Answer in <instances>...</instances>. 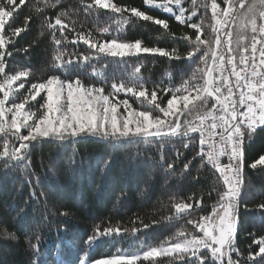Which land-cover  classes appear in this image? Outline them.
Returning a JSON list of instances; mask_svg holds the SVG:
<instances>
[{
	"label": "trees",
	"instance_id": "1",
	"mask_svg": "<svg viewBox=\"0 0 264 264\" xmlns=\"http://www.w3.org/2000/svg\"><path fill=\"white\" fill-rule=\"evenodd\" d=\"M89 2L91 0H84V3L81 0H25L15 18L5 25L4 35L11 38V43L3 49L6 72L30 71L25 89H20V93H25L30 83L46 79L52 73L51 60L56 46L47 23H55L61 12L67 13L63 19L69 25L64 32L68 41L61 47L69 55L91 52L82 42L70 43L77 32L91 33L100 40L116 35L114 31L101 35L97 29L111 23L113 16L118 18L120 14L95 7L87 9ZM113 2L129 9L123 13L129 17V23L120 33L121 40H139L142 46L158 47L168 52L175 49L181 58L141 53L121 60L101 54L99 61L92 60L90 64L81 61L78 64V68L87 73L85 83H101L91 76V65L103 70L108 81L106 92L110 91L111 82L127 80L134 68L140 66L138 75L143 77L149 91L157 85L162 89L179 87L195 67L187 59L192 46L184 39L185 36L194 39L195 30L188 24H180L173 14L164 12L162 8L145 5L144 0ZM218 2L225 6L223 0ZM204 3H208L209 8L198 7L197 16L189 23H199L203 17L202 38H214L210 27L213 24L210 2L197 0L198 6ZM171 6L178 14L175 4ZM181 6L188 9L185 16L190 15L191 0H182ZM131 8L144 11L154 19L165 20L168 29L152 21L132 17ZM26 18L28 23L25 26ZM17 27H26V30L13 36L12 30ZM55 35L61 38L59 31ZM170 97V92L164 95L158 89L157 102L166 106ZM125 98L133 108L141 107L131 94H116V100ZM120 111L124 112L123 106ZM191 136L195 139L188 148L183 147L188 137L174 138L164 142L163 147L159 141L150 144L124 142L121 147H113L110 142L92 136L64 142L43 140L31 145L28 159L24 162L27 168L23 164L5 168L3 160H0V264H80L86 252L87 260L93 262L115 254L117 249L132 253L138 248L159 246L174 237L181 228L191 231L192 225L187 224V220L209 214L216 203L217 190L223 188L219 173L202 162L199 156L192 159L200 146L198 136ZM10 143H13L12 138ZM2 144L3 137L0 136V151ZM244 152L245 186L238 206L236 240V247L242 255L238 257L234 252L233 258L241 260L242 264H253L247 260L250 253L258 251L253 237H264V209L258 207L264 202V166L252 169L249 165L264 155V131L258 129L251 140H246ZM189 161L191 164L185 170L184 164ZM168 163L173 165L171 169L166 167ZM198 200L199 208L196 207ZM182 202L192 204V208L177 214L174 205ZM97 227L101 230L119 227L121 234L101 236L89 249L85 241ZM133 229L137 231L133 232ZM6 233H14L16 239ZM37 238L40 241L38 251L31 247ZM155 260L168 264L169 258ZM138 264L150 262L141 259ZM256 264L264 262L258 257Z\"/></svg>",
	"mask_w": 264,
	"mask_h": 264
},
{
	"label": "snow or ice",
	"instance_id": "2",
	"mask_svg": "<svg viewBox=\"0 0 264 264\" xmlns=\"http://www.w3.org/2000/svg\"><path fill=\"white\" fill-rule=\"evenodd\" d=\"M24 3L25 0H0V136L3 137L0 160H3L5 168L21 164L27 168L24 163L28 159L27 150L37 141L64 142L92 136L110 142L113 147H121L124 142L150 144L155 141L163 147L164 142L188 137V142L183 143V147L188 148L195 139L191 134L198 133L200 150L192 159L199 156L202 162L214 168L223 184L222 190H217V200L211 212L187 220V224L192 225L191 231L181 228L174 237L159 246H150L135 253L117 249L115 254L93 262L87 260L86 252L80 264H138L141 259L150 264H161L155 260L158 257L169 258L168 264L177 261L179 264H242L241 260L233 258V253L238 257L242 255L236 247V240L238 206L245 186L244 144L254 137L258 129L264 131V0H223L226 7H221L217 0H211V19L215 23L210 27L214 38H202L203 17L199 23H189L197 16L198 7L208 9V3L198 6L197 0H191L190 15L185 16L188 9L181 6L182 0H162L160 3L144 0L145 5L162 8L164 12L173 14L180 24H188L195 30L194 39L184 37L192 46L187 59L195 67L179 87L162 89L157 85L149 91L143 77L138 75L140 66H136L127 80L111 82L108 92L104 72L97 70L95 65H91V76L101 83H85L87 73L78 68L81 61L85 64L99 61L101 54L121 60L141 53L159 54L169 59L181 57L175 49L168 52L158 47L142 46L139 40H121L120 33L129 23V17L123 13L129 9L113 0H91L86 4L87 9L95 7L120 14L118 18L113 16L111 23L97 29L101 35L113 31L116 35L100 40L91 33L77 32L70 43L82 42L91 52L69 55L61 47L68 41L64 32L69 27L63 19L67 13L61 12L55 23H47L56 46L51 60L52 73L46 79L30 83L26 92L20 93V89H25L30 71L6 72L3 49L11 43V38L4 35L5 25L15 18ZM173 4L178 14L174 13ZM130 12L132 17L152 21L164 29L169 27L165 20L154 19L144 11L131 8ZM27 23L26 18L25 26ZM24 30L26 27H17L12 30V35L18 36ZM56 31L60 32L61 38L56 37ZM18 81L20 83L17 84ZM158 89L164 95L171 93L166 106L157 102ZM121 92L125 96L131 94L141 107L133 108L127 98L116 100V94ZM32 101L36 103L32 104ZM121 106L124 112L120 111ZM10 138L17 141L18 146L10 143ZM225 157L227 163L222 162L221 158ZM190 164L191 161L185 163L184 169L187 170ZM258 165L264 166V155L249 166L256 169ZM166 167L171 169L173 165L168 163ZM174 207L180 214L191 209L192 204L182 202ZM196 207H200L199 200ZM258 207L264 209V202ZM113 233L120 235L121 229L105 227L101 230L97 227L85 243L91 249L101 236ZM6 235L16 239L14 233ZM39 242L37 238V242L31 245L36 251ZM253 243L258 246V251L250 253L247 260L256 264L259 257L264 262V237H253Z\"/></svg>",
	"mask_w": 264,
	"mask_h": 264
},
{
	"label": "built area",
	"instance_id": "3",
	"mask_svg": "<svg viewBox=\"0 0 264 264\" xmlns=\"http://www.w3.org/2000/svg\"><path fill=\"white\" fill-rule=\"evenodd\" d=\"M209 2L211 3V0H209ZM217 3H219L218 1H217ZM221 5V4H220ZM222 7V6H221ZM215 22L213 21V24H214ZM193 135H196V136H198L199 137V134L198 133H192ZM205 150H207L206 149V147H205ZM28 151H29V149L27 150V153H28ZM222 159V162L223 163H227V158L225 157V158H221ZM240 200H241V197H240ZM239 204H240V201H239Z\"/></svg>",
	"mask_w": 264,
	"mask_h": 264
},
{
	"label": "rangeland",
	"instance_id": "4",
	"mask_svg": "<svg viewBox=\"0 0 264 264\" xmlns=\"http://www.w3.org/2000/svg\"><path fill=\"white\" fill-rule=\"evenodd\" d=\"M12 140H13V144H16V145L18 146V142L15 141L13 138H12ZM35 143H36V142H35ZM33 144H34V143H33ZM142 250H146V249L138 248V249L134 250L132 253L140 252V251H142ZM158 258H159V257H158ZM155 259H156V258H155Z\"/></svg>",
	"mask_w": 264,
	"mask_h": 264
},
{
	"label": "bare ground",
	"instance_id": "5",
	"mask_svg": "<svg viewBox=\"0 0 264 264\" xmlns=\"http://www.w3.org/2000/svg\"><path fill=\"white\" fill-rule=\"evenodd\" d=\"M218 1V0H217ZM220 4V3H219ZM224 7H226V5L224 6ZM191 135H193V134H191ZM196 136V135H195ZM199 138V137H198ZM214 169V168H213ZM215 170V169H214Z\"/></svg>",
	"mask_w": 264,
	"mask_h": 264
}]
</instances>
